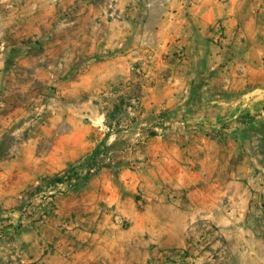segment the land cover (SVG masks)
Returning <instances> with one entry per match:
<instances>
[{
    "label": "crops",
    "instance_id": "crops-1",
    "mask_svg": "<svg viewBox=\"0 0 264 264\" xmlns=\"http://www.w3.org/2000/svg\"><path fill=\"white\" fill-rule=\"evenodd\" d=\"M61 1L39 4L45 47L48 29L58 35L80 23L64 24ZM110 1L71 0L96 28L83 39L99 56H61L69 39L80 44L76 34L51 40L56 56H39V72L57 77L61 100L42 107L49 115L40 134L4 168L16 195L42 189L99 145L106 166L80 191L52 184L35 216L21 218L40 217L35 230L16 228L18 215L0 222V264H150L163 251H187L211 228L217 237L253 231L241 210L256 197L236 181L252 163L235 157L248 155L244 143L264 125V0ZM5 48L0 76L27 65L25 56L9 62ZM162 113L170 127L161 126ZM50 200L55 220H41Z\"/></svg>",
    "mask_w": 264,
    "mask_h": 264
},
{
    "label": "rangeland",
    "instance_id": "rangeland-1",
    "mask_svg": "<svg viewBox=\"0 0 264 264\" xmlns=\"http://www.w3.org/2000/svg\"><path fill=\"white\" fill-rule=\"evenodd\" d=\"M60 1L49 0L48 3L55 7ZM68 1L64 0V7L61 8L65 10L63 12L64 24H69L70 19L77 18L80 19V23L65 27L58 35L55 33V27L48 29L47 34L49 32L52 34L47 36L48 41H46L45 47V30L40 28L38 19L39 4L43 0H0V48L6 47L2 53L8 56L9 62L12 57L18 56H25L24 59L27 61V65L0 76V222L6 223L11 216L18 215V223L15 225L18 229H36L35 226L40 217L32 221H25L26 225L23 224L21 218L24 214L27 215V219L35 216L39 207L38 198L44 200L45 197H48V190L53 183V181L45 182L42 189L16 190L18 192L15 195L13 190L8 188L7 173L4 168L13 158V152L19 155V151L27 147L25 143L40 134V129L45 124V116L49 115V112L47 114L42 107L46 104L54 106L57 101L61 100L57 96V77L54 76L46 80L41 76L39 56H50L56 52L57 45L49 44L52 39L56 41L57 37L62 36L72 38L74 34L80 44L76 45L73 42L75 40L69 39L67 42L70 44L66 46L65 52L61 53V56H99L94 51V45L89 40L87 43L83 39L85 34L94 35L97 31L96 28L93 29L88 24L85 25V21L83 24L81 18L86 14L79 15L80 7L78 9L77 3L71 4V0ZM92 1L98 5L103 4L102 2L106 0ZM109 2L111 1L107 0L108 4ZM73 6L77 7L76 12ZM30 13L31 20L28 21L23 15ZM8 44L11 45V48L8 47ZM52 50L53 52H50ZM150 53L154 56L156 51L151 48ZM257 130L260 134L256 135L255 139L246 140L244 143L245 152L248 155L246 156L240 150L235 157L237 163H243L246 158L248 162L252 163L248 166V172L241 171L236 174V181L239 182L241 188L248 189L249 193L256 197L252 203L241 210L249 216V219L245 221V226L253 231L236 230L217 237L214 234V229L211 228L206 234L202 232L195 241L192 239L195 243L187 251H163L160 253V259L154 260L150 264H264V125L260 124ZM83 184L84 182L81 183V188L85 186ZM20 195H31L34 201L19 199ZM10 200L17 203L10 204L8 203ZM222 205L225 210L231 208L232 201L229 196L223 197ZM47 208L42 214L41 220H55L53 217L56 215L54 213L56 210L55 201L50 200ZM253 214L256 215V218L251 222L250 218ZM200 224L202 223L200 222ZM242 225L244 222L240 223L241 228ZM210 242L212 243L209 245ZM215 244L217 246L211 248ZM205 252L206 254H204Z\"/></svg>",
    "mask_w": 264,
    "mask_h": 264
},
{
    "label": "trees",
    "instance_id": "trees-1",
    "mask_svg": "<svg viewBox=\"0 0 264 264\" xmlns=\"http://www.w3.org/2000/svg\"><path fill=\"white\" fill-rule=\"evenodd\" d=\"M116 112L119 113V111ZM160 121L162 122L161 124L162 126L163 124L167 125V123L171 122V119L168 117L166 113H162L160 117ZM106 150L107 149L105 146L99 145L89 158L84 160L79 165L71 166L69 169L65 171L63 175L55 178L52 184H68L71 189L80 191L81 183L83 182L84 184L88 183V181H90L93 177H95L99 173V171L106 166L107 163ZM94 168H96L97 171L91 173L90 170Z\"/></svg>",
    "mask_w": 264,
    "mask_h": 264
},
{
    "label": "built area",
    "instance_id": "built-area-1",
    "mask_svg": "<svg viewBox=\"0 0 264 264\" xmlns=\"http://www.w3.org/2000/svg\"><path fill=\"white\" fill-rule=\"evenodd\" d=\"M214 27H215V31H216V35H217L218 39L219 40L222 39L223 36H224V27H223V24L216 23ZM180 125L184 127V126H186V123L185 122H182V123H180ZM167 126L170 127L171 126V122H169ZM159 130H161V132H164L165 131L163 128H159ZM90 171H91V173H94L97 170H96V168H94V169H92Z\"/></svg>",
    "mask_w": 264,
    "mask_h": 264
}]
</instances>
